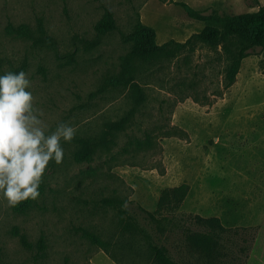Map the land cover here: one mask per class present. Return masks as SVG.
Here are the masks:
<instances>
[{
    "label": "rangeland",
    "instance_id": "rangeland-1",
    "mask_svg": "<svg viewBox=\"0 0 264 264\" xmlns=\"http://www.w3.org/2000/svg\"><path fill=\"white\" fill-rule=\"evenodd\" d=\"M183 4L231 16L264 0H0V75L26 73L45 135L60 123L76 129L26 210L0 192V264H154L145 235L202 264L185 240L203 229L196 217L220 220L225 252L244 238L245 264H264V49L249 51L229 85L224 47L201 43L137 61L132 82L119 80L121 34L136 24L157 45L202 30ZM106 11L116 29L100 36ZM83 141L93 153L77 162Z\"/></svg>",
    "mask_w": 264,
    "mask_h": 264
},
{
    "label": "trees",
    "instance_id": "trees-1",
    "mask_svg": "<svg viewBox=\"0 0 264 264\" xmlns=\"http://www.w3.org/2000/svg\"><path fill=\"white\" fill-rule=\"evenodd\" d=\"M188 16L203 23L200 32L193 34L184 43L168 41L162 45L155 43V33L153 29L142 24H136L133 30L128 34H121L123 42L129 45V50L123 59L122 73L120 72V81L124 83L132 82L134 67L133 64L139 62H151L161 57H168L174 52L182 51L188 45L198 43L212 46L222 45L225 49L227 67L226 78L229 85L235 77L240 61L245 58L249 51L255 48L264 49V7L259 6L256 12L244 13L231 16L218 15H201L195 12L185 4L182 5ZM115 24L112 13L106 11L103 17L94 25L97 35H104L115 30ZM132 86L138 91L139 86L132 83ZM107 148V142L100 139V145ZM93 150L86 141L82 142L81 149L74 153V159L77 162L89 160ZM32 203V200L23 201L13 207L15 212H23ZM195 223L203 227L202 231L190 232L185 236V240L189 243V252L193 255L197 254V258L202 264H245L248 257V250L251 244L242 238L239 246L235 251L225 252L221 243V235L226 228L221 224L217 217L201 218L196 217ZM143 233L142 231H140ZM89 240L105 248L97 236L91 233H85ZM148 247L152 255L154 264H195L193 262H180L174 259V256L164 245H157L152 242L147 235ZM21 243L31 248V243L27 242L24 236H21ZM253 242V240H252ZM43 246L40 240L36 247L41 249ZM180 256V255H177Z\"/></svg>",
    "mask_w": 264,
    "mask_h": 264
},
{
    "label": "clouds",
    "instance_id": "clouds-1",
    "mask_svg": "<svg viewBox=\"0 0 264 264\" xmlns=\"http://www.w3.org/2000/svg\"><path fill=\"white\" fill-rule=\"evenodd\" d=\"M30 81L24 71L0 75V192L11 206L40 196L49 165L63 161L61 140L71 142L76 129L60 123L45 135L43 113L34 107Z\"/></svg>",
    "mask_w": 264,
    "mask_h": 264
}]
</instances>
